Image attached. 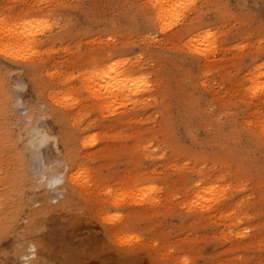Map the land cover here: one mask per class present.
I'll use <instances>...</instances> for the list:
<instances>
[{
	"label": "rangeland",
	"instance_id": "rangeland-1",
	"mask_svg": "<svg viewBox=\"0 0 264 264\" xmlns=\"http://www.w3.org/2000/svg\"><path fill=\"white\" fill-rule=\"evenodd\" d=\"M144 1L0 0L8 27L30 15L58 25L40 31L35 63L0 56L10 114L29 130L22 194L0 202L22 210L0 234V264H264V0H195L178 38ZM202 31L217 45L208 61L187 45ZM101 53L150 89L100 104L88 63Z\"/></svg>",
	"mask_w": 264,
	"mask_h": 264
},
{
	"label": "bare ground",
	"instance_id": "bare-ground-1",
	"mask_svg": "<svg viewBox=\"0 0 264 264\" xmlns=\"http://www.w3.org/2000/svg\"><path fill=\"white\" fill-rule=\"evenodd\" d=\"M146 1H144V4L147 5L151 9V12L148 13V16H151L152 18L156 19V23L158 22L159 25L163 24L162 26L164 27V24H166L167 22L168 23L172 22L174 20H175V23L173 22L174 25L179 23L180 27H176L175 30L172 32V34L169 35L170 37H173V38H178L183 32H186V28H187V32H188V30L193 26L192 23L195 22L194 20H198L197 19L198 13L200 12V10L202 8L201 7L202 5L198 6V7L195 5L194 8H191L192 9V10H190L191 12L190 11L184 12L185 8L182 7L181 5L186 4L187 0H146ZM191 13H193V14L190 15ZM177 14H180L179 21L176 19ZM194 15H196V18H194ZM199 15H201V14H199ZM27 17L28 18H23V20L16 22L12 27H8V26H6L0 22V48L4 49L6 51H15V49L20 48L23 50L21 52V54L23 55L27 51L29 42H32L33 44L36 45V47L33 48V51L36 49V52H39V49H37V48L41 45L43 46L45 39L41 40V38L38 37V35H40V32H39V34L36 32V27L34 26V23H28V22L29 21L35 22V21L41 20V17L36 16V15L35 16L30 15ZM188 17H190V18H188ZM167 27L169 28V26H167ZM170 27H171V25H170ZM41 31L44 33V34L43 33L42 34L45 36V32L43 31V29H41ZM49 32H51V31H49ZM209 33L210 32H208V31L195 32L190 37V40H188L189 44H187V42H186V44L191 49V51L193 49L199 48L200 49L199 52L194 51V50L193 51L195 53H199L204 58L203 60H206V61H208L209 58L211 56H213L211 54V51L214 50L215 47H217V45L214 46V44H216L215 41L214 42H212V40L210 41L211 37H209L208 39H205V37H208ZM48 34H47L48 36H46L45 38L50 37L51 34L50 33H48ZM201 39H203L202 41L204 43L201 46L213 45L212 49L209 48L207 51H205V47L197 46L200 43ZM195 42L196 43L198 42V44L196 45ZM206 47H208V46H206ZM103 55H105V56L101 57ZM111 56H112V54L110 55L107 53H101L100 58L98 60H94L93 58H90L91 61L88 63V65L90 66L88 68V70L91 71L90 74L92 75V77L89 79L90 82H88V83H90V85H91L93 82V84L95 85L96 82L99 81V83H97V88H96V90L98 92V93H96V98L98 100L104 102V103L99 102L100 104L124 102L125 100H129L130 98H132L129 96L133 92L134 93L137 92V85L134 84L133 81H138V79L140 77L146 78L145 76H143L142 74H140L136 71L134 65L125 62L124 59L120 60V59H116V58H111ZM114 62H115L114 70H108V66L110 64H113ZM205 63H207V62H205ZM207 65H209V64L207 63ZM105 71H108L107 77H105L104 79H99L97 76V73H103ZM94 81H96V82H94ZM146 83L148 84L147 79H146ZM101 84L104 85L103 88H101ZM98 85L100 86L99 89H98ZM109 85L111 87H109ZM91 87L86 88V90L89 91L90 93H91ZM94 87H96V85ZM148 88L149 87L141 86V89L139 92H142L146 89L148 90ZM38 89L42 90L40 88H38ZM148 92H150V91H148ZM92 94H93V92H92ZM148 95H150V94H148ZM139 97H141V95ZM44 99L46 100L45 102H47V104L49 106L47 108L51 107L53 114L56 115L57 112L52 107V103L50 102L48 94L45 96ZM137 99H139V98H137ZM33 107L34 106H32L31 109ZM31 109H29V110H31ZM10 112H11V110H10V107L8 105L7 88H6V84L4 83V77L2 76V80L0 78V136L3 137L4 142L2 141L3 142L2 144L5 145L6 147H2L0 144V162L2 163V161H4L2 156H1L3 153L4 154L6 153L8 155V156L6 155L5 158L8 157V159H9V157H10V159L7 161L5 160V162L9 161V166L7 165L8 167H5V168H8V170H5L4 174L0 173V202L1 203L5 200V199L2 200L3 197L6 198V200H7L8 193L11 191L10 190V191L6 192L8 189L13 188V190H15L17 192L20 191L21 188L24 187L22 184V182H23L22 179L25 177H28L27 172H26L25 177H24V175H23V177L19 176L21 168H25L24 174L26 171V167H25L26 163H24L25 161L23 160L24 161L23 163L25 164V166L22 163V159H23L22 154L25 155V149H22L24 151L22 153V150H21L22 147L19 148V141H21V139H23L25 137V134H27L29 132V130L17 128L20 126L16 127L15 120L12 118ZM31 115H32L31 112L28 111V116L32 117ZM120 120H123V119L120 117L117 121L119 122ZM34 129H35V127H34ZM33 136H35V135H33ZM44 137L45 136H41L37 139H34V141H33V137H32L31 140H32V142H34V143L38 142V144H39L40 141ZM4 150H5V152H4ZM24 159H25V156H24ZM6 164H8V163H6ZM1 166H2V164H1ZM2 167H4V166H2ZM5 168H3V169H5ZM65 168H67V167L65 166ZM69 174L70 173L68 172V177L70 176ZM19 177L21 178V180ZM26 179L27 178H25L24 180H26ZM26 187H28V185ZM20 193L22 194L21 191H20ZM18 195H20V194H18ZM18 195H16V196L18 197ZM8 198L10 199V197H8ZM15 198L13 197V200L10 199L8 201H10V202L14 201ZM18 198L22 199V196H20ZM8 201H6V202H8ZM15 201H18V200L15 199ZM13 204L19 205V203L17 204L14 202H13ZM3 206H4V202H3ZM24 210H25V207H24ZM2 211H0V212H2ZM6 211H7V209H5L0 214V219H1L0 230H6V232H7L13 226V224L18 220V218L22 215V210H21L20 206H16V207H12L11 210H8L7 215H6ZM27 214L30 216V218H33L37 214V212L29 211Z\"/></svg>",
	"mask_w": 264,
	"mask_h": 264
},
{
	"label": "snow or ice",
	"instance_id": "snow-or-ice-1",
	"mask_svg": "<svg viewBox=\"0 0 264 264\" xmlns=\"http://www.w3.org/2000/svg\"><path fill=\"white\" fill-rule=\"evenodd\" d=\"M181 6L184 7L185 10L194 8L195 7V0H187V3L183 4ZM176 19L179 21L180 14H177ZM28 23H34V26L36 27V32L37 33H39L41 31V29H43L44 32L47 33L49 31H51L53 28L58 27V25L54 21L50 23L48 20H44V19H41V20H38V21H35V22L29 21ZM211 35L212 34L209 33L208 37H205V39H208L209 37H211ZM201 44H203V42H201ZM35 47H36L35 44H33L32 42H29L27 51L23 55L21 54V52L23 50L20 49V48L15 49V51H6V50L0 48V56H4L6 58L13 59V60H16V61H25V62L35 63L36 58L39 55V53L33 51V48H35ZM193 50L197 51V52L200 51L199 48L193 49ZM205 51H207V49H205ZM114 65H115V62L113 64H110L108 66V70H114ZM107 75H108V71H105L103 73H97V76H98L99 79H104L105 77H107ZM133 83L137 85V92L140 91L141 86L150 87V85H148L146 83V78H144V77H140L138 79V81H133ZM103 87H104V85L101 84V88H103ZM109 87H111V86L109 85ZM108 108H109V111H110L111 110V105H109ZM48 139H50V138L45 136L40 141V143L43 144ZM30 143H32L33 150L35 152L36 151L35 143L34 142H30ZM92 143H95L94 139L92 140ZM34 159L39 160L40 159L39 155L38 154L34 155ZM53 183H58V181H54ZM0 234H6V230H0ZM28 251L30 253H34L35 249L32 248V249H29ZM24 264H43V262L37 260L34 256H33L32 259H29L27 256H25L24 257ZM180 264H190V262H189L188 258L185 257L183 259V261L180 262Z\"/></svg>",
	"mask_w": 264,
	"mask_h": 264
}]
</instances>
